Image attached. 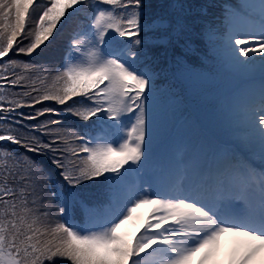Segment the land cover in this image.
Returning a JSON list of instances; mask_svg holds the SVG:
<instances>
[{
	"label": "snow or ice",
	"instance_id": "obj_1",
	"mask_svg": "<svg viewBox=\"0 0 264 264\" xmlns=\"http://www.w3.org/2000/svg\"><path fill=\"white\" fill-rule=\"evenodd\" d=\"M188 7L150 20L144 0H0V264H264V0L209 25L233 68L259 62L242 135L141 171L159 75L147 34L193 50ZM66 27L60 61L36 59ZM61 114L75 119H42Z\"/></svg>",
	"mask_w": 264,
	"mask_h": 264
},
{
	"label": "rangeland",
	"instance_id": "obj_2",
	"mask_svg": "<svg viewBox=\"0 0 264 264\" xmlns=\"http://www.w3.org/2000/svg\"><path fill=\"white\" fill-rule=\"evenodd\" d=\"M169 1L170 0H144V3L151 2L149 4L150 7H145L148 18L151 20L157 16L167 17L172 15V10L169 8V5L173 3L174 0L171 3H169ZM178 2L189 6L184 15V18H185V22L192 29L191 35L193 37V41L191 47L193 50H187L180 47L179 45L165 44L159 40H156L155 37L161 35L158 32L147 34L148 37L150 38V47L148 49L149 55L152 61L154 62V67L156 68V71L159 73L156 80L155 98L152 101L153 103L156 104L155 108L158 106V104H163L161 98L163 97L164 94H161V96L157 95L160 93L159 83L161 82L160 78L162 76H166L168 78V80L165 82V85H169L172 87V89H170L169 91L173 92L174 94L176 93V98L170 101L163 109L157 111L155 110V108H152L149 111V130L158 128L159 126L157 125L159 121L158 118L161 119L163 117L168 116V113H166L165 110L169 105L173 106L175 102L184 103L185 101H187L193 105L195 99L198 100L199 102L201 101V97L203 93L205 94V96H212L213 98L219 96L230 97L228 98L230 102H232L236 106H239L240 104L243 103L244 100L248 98L247 94L250 91L248 86H251V83L254 87H256L259 84V82H252V81L250 82V78H252L257 73H259L258 61L257 64L252 66V68L249 71L241 72L232 67L230 59L225 54L219 51H214L212 48L211 42L214 39V34L209 31V25L212 24L217 28L219 27L216 21L221 16V10H218L217 8L219 7L226 8L230 5L235 6V4L233 2H228L227 0H178ZM248 2L257 3V0H248ZM75 20L72 22L74 23ZM67 34H68L67 27L62 32L57 34V39L53 41L54 56L51 57V60L48 61H51L54 64L60 61V54L64 53L65 50L64 46L67 41ZM178 57L182 58L181 65L179 67L177 65ZM209 61H214V65L216 69L215 73L211 71H207L206 68ZM223 64L224 67L221 68ZM193 71H199L197 76H192ZM205 72L211 75L219 74L224 78H227L222 86H226V85L228 86L218 94H216L220 90L218 86L206 90H204L203 88H199L201 85L204 84V82L209 77L205 75ZM187 76H192L194 80V84L190 86L184 84V78ZM243 76H246L247 79H243ZM238 84H243V85L241 87H237ZM204 85H205L204 88H207L208 85L207 84ZM236 87H237V91H233ZM189 89H197V90H189ZM233 92H235L234 95ZM195 94L198 95L193 98H189L190 96H193ZM183 95H186V97L182 99ZM225 97H220L217 100H222V101L227 100ZM153 103L151 104V106L153 105ZM220 112L222 115L218 116L215 110L212 111L208 110L206 113L207 114L206 117H209L211 119L210 122L222 121L224 123H227L229 121L228 124L231 126L227 127L229 129L228 130L226 126L221 124H216L213 127L210 125H204V128H206L210 134L209 139L211 140L212 143H214V140L216 141V139L214 138L216 131L220 132L216 134L223 135L224 137L230 135L229 131H232L235 134L236 139L238 140V138L242 135L241 132L237 131V125L241 118L240 113L242 112V109L234 108L233 110H231V112L228 111V114L230 116L229 120H228V114H224L221 109ZM173 117L171 116V118ZM201 118L203 121L208 122L205 120V118L203 117ZM54 119H63L67 124V123H71L72 122L71 119L74 120L75 118L69 117L67 116V114H61V115H54ZM198 126H196L194 129L183 132L184 133L183 137L181 140H179L178 143L180 144V149L183 148L184 153H191L193 159L197 158V160L204 156V152L202 151L205 148V146L202 147V149H200L198 146H196L195 148L192 147L193 140L198 139V137H200V141L205 142L201 136V133L199 132ZM179 128L180 127H177L176 130L183 131ZM186 132L187 134L185 135ZM150 134H151V142H152V138L154 137L156 139L155 142L157 145L156 146L152 145L150 147V159L147 162L146 169H142L141 171L143 172L146 170L148 174H153L148 171L149 165L156 158V156L160 153L161 150L164 151L161 148V144L159 142L163 141L167 135L164 134L163 136L160 137L158 132L156 134L154 132ZM177 135L180 137V134ZM172 145H175V143H172ZM13 146L15 145H12V147ZM175 151L176 154L178 155L179 150L176 149ZM99 194H100L99 190H93L90 194V197L96 198L99 196ZM59 206H60L59 204L54 205L53 213H55L56 209ZM144 207L146 208L143 211L141 209H139L138 211L144 212L149 206L145 205ZM84 220L81 223H83ZM129 230L134 232L135 226L130 225ZM194 262L195 261H193V264H195Z\"/></svg>",
	"mask_w": 264,
	"mask_h": 264
},
{
	"label": "trees",
	"instance_id": "obj_3",
	"mask_svg": "<svg viewBox=\"0 0 264 264\" xmlns=\"http://www.w3.org/2000/svg\"><path fill=\"white\" fill-rule=\"evenodd\" d=\"M234 2L236 1H239V0H233ZM153 2V1H152ZM241 1H239L240 3ZM54 56V43H52L47 49H45L38 57H36V59H38L39 61H42V62H48V63H52L51 61H48V60H51V57ZM16 58H19V59H26V57H16ZM54 64V63H52ZM165 78H163V81H164ZM162 86V84L160 85ZM171 89V87L169 86L168 89H167V92ZM167 94V93H166ZM50 102H44V105H37L36 107H42V106H47ZM23 112L27 113L29 111H34V109H28V108H24L22 109ZM42 119H54V115H46L45 117H43ZM73 119H71L72 121ZM12 147V146H11ZM13 149H15L16 151H20V152H23L25 151L24 149L20 148L19 146L15 145L12 147Z\"/></svg>",
	"mask_w": 264,
	"mask_h": 264
},
{
	"label": "bare ground",
	"instance_id": "obj_4",
	"mask_svg": "<svg viewBox=\"0 0 264 264\" xmlns=\"http://www.w3.org/2000/svg\"><path fill=\"white\" fill-rule=\"evenodd\" d=\"M258 81H259V83H260V74H259ZM257 86H259V84H258ZM191 112H193V110H192V109H191ZM145 208H146V207L142 206L141 210L143 211ZM194 263H195V262H194Z\"/></svg>",
	"mask_w": 264,
	"mask_h": 264
}]
</instances>
